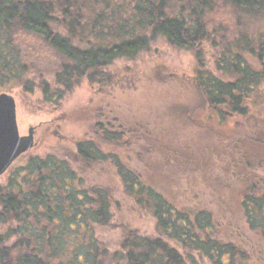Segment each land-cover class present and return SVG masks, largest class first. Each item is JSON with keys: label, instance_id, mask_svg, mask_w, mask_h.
<instances>
[{"label": "trees", "instance_id": "obj_1", "mask_svg": "<svg viewBox=\"0 0 264 264\" xmlns=\"http://www.w3.org/2000/svg\"><path fill=\"white\" fill-rule=\"evenodd\" d=\"M222 1L244 29L264 18V0ZM214 7L215 0H0V87L28 74L23 34L59 57L57 93L48 81L40 84L51 101L83 81L110 82L117 61H135L163 39L195 53L194 84L210 109L221 118L245 117L264 106V28H238L216 44L221 28L208 20ZM207 40L219 48L214 70L204 59ZM124 138L99 121L70 154L83 168L109 163L134 203L152 213L156 234L128 229L111 249L98 233L112 223L110 189L87 183L67 155L31 156L0 184V264H247V252L216 232L212 211L176 205L124 162L115 151ZM239 199L249 228L264 239V184L245 186Z\"/></svg>", "mask_w": 264, "mask_h": 264}, {"label": "rangeland", "instance_id": "obj_2", "mask_svg": "<svg viewBox=\"0 0 264 264\" xmlns=\"http://www.w3.org/2000/svg\"><path fill=\"white\" fill-rule=\"evenodd\" d=\"M236 14L215 0L208 20L212 28H221L216 44L232 40L236 32L264 28V18H255L244 29ZM211 41L204 43L203 51L206 67L214 70L219 48ZM19 42L28 74L1 86L0 94L15 97L20 134L34 127L36 146L0 176V184H7L31 156L67 155L87 183L110 189L112 223L98 230L106 245L118 248L128 229L156 234L152 213L134 203L109 163L83 168L72 157L76 142L101 121L124 134L115 148L124 162L176 205L212 211L220 237L243 248L247 264H264V239L249 228L239 199L245 186L264 184V106H253L245 117L221 118L194 84L195 53L163 39L135 61H117L110 67V82L93 87L83 81L62 98L54 94L47 100L40 84L48 81L57 93L59 57L32 35L19 36Z\"/></svg>", "mask_w": 264, "mask_h": 264}, {"label": "water", "instance_id": "obj_3", "mask_svg": "<svg viewBox=\"0 0 264 264\" xmlns=\"http://www.w3.org/2000/svg\"><path fill=\"white\" fill-rule=\"evenodd\" d=\"M36 146L35 128L21 135L18 127L17 102L9 93L0 94V176L14 162Z\"/></svg>", "mask_w": 264, "mask_h": 264}, {"label": "flooded vegetation", "instance_id": "obj_4", "mask_svg": "<svg viewBox=\"0 0 264 264\" xmlns=\"http://www.w3.org/2000/svg\"><path fill=\"white\" fill-rule=\"evenodd\" d=\"M35 134H36V130H35Z\"/></svg>", "mask_w": 264, "mask_h": 264}]
</instances>
